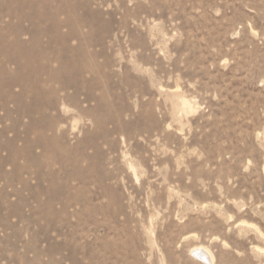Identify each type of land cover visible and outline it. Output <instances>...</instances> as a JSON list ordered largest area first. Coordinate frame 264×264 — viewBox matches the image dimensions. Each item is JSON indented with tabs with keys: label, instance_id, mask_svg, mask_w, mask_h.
I'll list each match as a JSON object with an SVG mask.
<instances>
[{
	"label": "rangeland",
	"instance_id": "obj_1",
	"mask_svg": "<svg viewBox=\"0 0 264 264\" xmlns=\"http://www.w3.org/2000/svg\"><path fill=\"white\" fill-rule=\"evenodd\" d=\"M0 264H264V0H0Z\"/></svg>",
	"mask_w": 264,
	"mask_h": 264
},
{
	"label": "bare ground",
	"instance_id": "obj_2",
	"mask_svg": "<svg viewBox=\"0 0 264 264\" xmlns=\"http://www.w3.org/2000/svg\"><path fill=\"white\" fill-rule=\"evenodd\" d=\"M24 3H26V2H24ZM51 4V3H50ZM64 4V3H63ZM17 5V4H16ZM20 5V4H19ZM24 5H26L27 7H29V8H33V7H31L32 6V4L31 3H27V4H24ZM58 5V4H57ZM47 6V5H46ZM26 7V8H27ZM65 7V6H64ZM63 7V8H64ZM15 8V7H14ZM18 8V7H17ZM46 8V7H45ZM62 8V9H63ZM67 9V8H66ZM14 10V9H13ZM17 10H19V9H17ZM24 10V9H23ZM32 10H35V9H32ZM60 9L59 8H57L56 9V11H55V13H53L52 15H53V18H52V20H51V27H49L48 25V27L49 28H51V30L47 27V29H49L50 31H53V32H55V33H59L60 32V30H61V28L63 27V26H66V25H68L69 26V31H68V33H67V35H68V37L67 36H62V37H59L58 38V44H61V45H63V44H65L66 42H68L67 40L69 39V35L71 36V35H73V33H75L74 31H75V29H74V25H73V19H71L72 17H70L71 15V12L69 13V19L68 20H65L66 22H61V21H59V20H57L56 19V15L59 13V16H60ZM65 11H67V10H65ZM64 11V12H65ZM68 11H70V10H68ZM38 12V11H37ZM50 12V11H49ZM12 13V12H11ZM29 13V12H28ZM15 14H16V12H15ZM20 15V14H19ZM18 15V16H19ZM17 16V15H16ZM22 16V15H21ZM20 16V17H21ZM23 16H24V14H23ZM26 16V15H25ZM47 17H49L48 15H46ZM19 17V18H20ZM41 17V16H40ZM52 17V16H51ZM68 17V16H67ZM32 18V17H31ZM59 18V17H58ZM21 19V18H20ZM24 19V18H23ZM30 19V18H29ZM29 19H27V20H29ZM36 19V18H35ZM19 20V19H18ZM34 20V19H33ZM47 20V19H46ZM64 20V19H63ZM17 21V20H16ZM30 21V20H29ZM45 22V21H44ZM47 23V22H46ZM20 24V23H19ZM30 24V23H29ZM35 24V23H34ZM37 24V23H36ZM39 24V23H38ZM37 24V25H38ZM41 24V23H40ZM31 25V24H30ZM41 25H43V24H41ZM33 26V28H34V25H32ZM39 26V25H38ZM37 27V26H36ZM42 27V26H41ZM67 27V26H66ZM17 28V27H16ZM23 28V27H22ZM68 28V27H67ZM19 29V28H18ZM14 30V29H13ZM17 30V29H16ZM23 30V29H22ZM21 30V31H22ZM35 30V29H34ZM42 30V29H41ZM44 31V30H43ZM16 32V31H15ZM78 33V32H77ZM16 36V35H15ZM38 40V39H37ZM31 41V40H30ZM54 41V40H53ZM30 44V43H29ZM10 45L11 46H21V45H24L23 44V42H21V41H19L18 40V38L17 39H15L13 42H11L10 43ZM37 44H36V41H34L33 40V42H32V46H36ZM10 47V46H9ZM16 48V47H15ZM66 48V47H65ZM64 48V49H65ZM75 53V52H74ZM19 60V59H18ZM64 68V67H63ZM62 69V68H61ZM72 71V70H71ZM71 74V73H70ZM199 251V250H198ZM204 252V251H203ZM200 255V254H199ZM204 255V257H208V256H206V255H208V253H204L203 254ZM201 256V255H200ZM201 257H203V256H201ZM208 259V258H207Z\"/></svg>",
	"mask_w": 264,
	"mask_h": 264
}]
</instances>
